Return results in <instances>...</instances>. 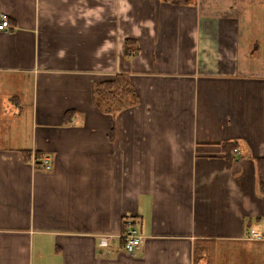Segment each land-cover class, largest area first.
<instances>
[{
	"label": "crops",
	"instance_id": "obj_1",
	"mask_svg": "<svg viewBox=\"0 0 264 264\" xmlns=\"http://www.w3.org/2000/svg\"><path fill=\"white\" fill-rule=\"evenodd\" d=\"M221 1L251 42L200 1L0 0V264H264V0ZM119 73L139 103L111 114Z\"/></svg>",
	"mask_w": 264,
	"mask_h": 264
},
{
	"label": "trees",
	"instance_id": "obj_2",
	"mask_svg": "<svg viewBox=\"0 0 264 264\" xmlns=\"http://www.w3.org/2000/svg\"><path fill=\"white\" fill-rule=\"evenodd\" d=\"M170 2L172 4L180 5H196L198 0H161ZM132 39L126 40L127 53L128 46L131 44ZM94 96L97 104L107 113L116 114L117 112L133 107L139 103L138 92L129 75L119 73L111 79L99 81L94 87ZM238 148L237 142H223V149L225 151L226 159L231 162L233 160L232 151ZM24 155L30 157V151H24ZM41 157V153L36 154ZM257 174L259 179V188L261 193L264 194V158L257 159ZM202 248V247H201ZM202 250V249H201ZM202 252V251H201ZM201 252L195 251V262L198 261Z\"/></svg>",
	"mask_w": 264,
	"mask_h": 264
},
{
	"label": "rangeland",
	"instance_id": "obj_3",
	"mask_svg": "<svg viewBox=\"0 0 264 264\" xmlns=\"http://www.w3.org/2000/svg\"><path fill=\"white\" fill-rule=\"evenodd\" d=\"M200 1V2H199ZM233 1V0H232ZM198 2L200 3V7L202 9V13H203V23L206 24V30H210L211 33H213V35H215L214 33H217V29L215 28V26L213 25L215 21H218L220 16H223V14L225 15L224 17L226 19H229L230 17L232 18L231 21H233L230 25L229 23L226 24V29H229V26L233 27L235 32L239 31V39L244 42L247 38L246 36H248L249 38L247 39L248 42L252 41V35L253 34H248V28H245L244 26L250 22V25H252V20L251 18H247L246 19V14H245V7L238 5V7L236 6V8L234 10L230 9L229 4H222L223 1L221 0H198ZM222 2V3H221ZM251 10V9H250ZM258 19V18H257ZM215 20V21H214ZM258 22H260V19H258ZM208 24V25H207ZM216 24V23H215ZM240 27V28H239ZM238 29V31H237ZM210 36V34H207ZM217 36V35H216ZM210 39H214V37L208 38L207 40L210 41ZM211 40V43L213 45H215L214 41ZM210 43V44H211ZM238 42H236L237 44ZM235 44V43H234ZM130 54L132 55V52H130ZM241 56L243 58H248L250 59L251 63H253L252 58H256L257 60H259L261 58V54L259 53H253V55H249V54H241ZM256 62V61H255ZM252 67V66H251ZM36 157V158H35ZM32 159L29 160H33L35 159H40L41 157H37L35 156Z\"/></svg>",
	"mask_w": 264,
	"mask_h": 264
},
{
	"label": "built area",
	"instance_id": "obj_4",
	"mask_svg": "<svg viewBox=\"0 0 264 264\" xmlns=\"http://www.w3.org/2000/svg\"><path fill=\"white\" fill-rule=\"evenodd\" d=\"M12 25L6 16H1L0 18V29L5 30L11 28ZM134 53V52H133ZM237 150V149H235ZM33 163L36 166H41L43 168L49 167V158L47 156H41L40 159H33ZM249 237L261 239L263 236L256 232L254 229L249 231ZM123 240V250L126 253L133 254L136 252L146 240V236L142 234L139 227L136 226L135 220L132 217L125 218V229L120 234Z\"/></svg>",
	"mask_w": 264,
	"mask_h": 264
}]
</instances>
